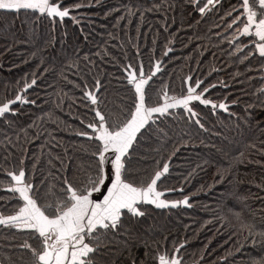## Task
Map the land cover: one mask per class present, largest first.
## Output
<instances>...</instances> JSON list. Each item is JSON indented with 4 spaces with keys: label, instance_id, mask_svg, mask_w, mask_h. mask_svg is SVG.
Here are the masks:
<instances>
[{
    "label": "trees",
    "instance_id": "obj_1",
    "mask_svg": "<svg viewBox=\"0 0 264 264\" xmlns=\"http://www.w3.org/2000/svg\"><path fill=\"white\" fill-rule=\"evenodd\" d=\"M64 2L85 5L71 13L79 22L0 11V100L14 98L18 83L22 87L26 76L30 82L32 73L37 74V84L26 93L36 103L16 105L17 114L0 118V214H12L17 207L16 198L2 186L10 180L3 170L18 168L25 153L30 177L34 158L39 160L37 183L48 176L49 153L63 157L65 150L72 158L70 175L83 178L94 147L75 135L81 127L78 117L87 111L83 85L101 79L104 103L118 107L126 95L122 64L125 57L136 60L138 46L146 68L153 54L163 60L154 88L167 85L170 94L178 93L183 77L191 74L205 87L216 84L210 98H226L231 105L228 112L217 109L215 114L198 105L204 129L179 111L141 138L132 151L130 171L139 179L152 173L157 161L162 168L171 156L160 188L176 189L165 198L189 195L191 207L146 206L144 217L125 221L126 235L109 237L100 258L104 264H132L133 259L135 264H154L158 247L172 252L174 245L184 244V264H264V238L257 235L253 244L244 242L246 231L233 235L238 231L234 213L256 233L264 232V60L241 63L232 54L234 45L214 34L223 32L214 27L220 23L218 13L202 18L188 0H91L92 7H87L89 0ZM222 2L228 8L235 0ZM50 136L59 146L48 142ZM53 163L59 166V161ZM52 173L49 182L62 178L55 169ZM25 240L32 242L26 233L0 226V264H31L30 251L20 247Z\"/></svg>",
    "mask_w": 264,
    "mask_h": 264
},
{
    "label": "snow or ice",
    "instance_id": "obj_2",
    "mask_svg": "<svg viewBox=\"0 0 264 264\" xmlns=\"http://www.w3.org/2000/svg\"><path fill=\"white\" fill-rule=\"evenodd\" d=\"M96 2L98 4L99 0ZM188 4L202 18L211 12L218 13L220 23L214 24V27L222 28L223 32L214 34L217 39L223 36L229 46L234 45L232 54L240 56L241 63L247 64L251 58L264 60V0H235V3H229L228 8H224L222 0H188ZM82 7H85L83 3L65 6L64 0H0V11H30L32 15L38 13L53 21L59 18L61 22L67 17L79 22L71 13ZM87 7H92L91 0ZM220 11L222 15H219ZM129 15H132L131 11ZM121 19L123 17H118V20ZM170 51L166 50L164 56ZM135 57L136 60L125 57L127 63L122 64L126 95L118 107L112 108L104 103L101 79H95L91 86L87 83L83 85L82 96L87 111L85 117H78L81 127L75 130V135L86 138L94 146L92 162L83 178L76 179L70 175L72 158L67 150L63 157L48 155V176L55 169V174L62 177L58 182H49L48 176L36 182L39 167L36 158L30 177L26 153L20 159L18 168L13 166L3 170L10 180L2 186L16 198L17 207L11 215L0 214V226L16 229L31 238L32 242L25 240L20 245L30 251L31 264H104L99 254L107 247L109 237L126 235L128 228L125 221L144 217L146 206L161 209L191 207L189 195H184L182 199H167L165 194L176 189L160 188L159 182L169 173L171 156L163 162L162 168L157 161L152 173L137 179L129 169L132 151L141 143L142 137L151 134L153 125L162 119L182 111L192 125L204 129L198 105L210 108L213 114L217 109L228 112L229 105L226 98H210V90L215 89L216 84L205 87L203 80L197 77L193 81L191 74L183 77L178 93L170 94L167 85L154 88L156 77L162 75L163 60L156 59L153 54L146 69L138 46ZM36 84V73H32L30 82L26 76L22 87L18 83L13 99L0 100V118L17 114L15 106L18 104H35V100L27 99L26 93ZM223 86L227 87L226 84ZM260 91L264 92V89ZM88 115L90 119H87ZM48 142L59 146L55 144V137L50 136ZM54 160L59 161L58 167ZM217 175L220 181L224 180L223 172ZM179 191L183 192V188ZM234 216L238 221V231L233 235L246 231L244 242L251 240L253 244L257 235L264 238V232L256 233L239 213H234ZM226 221L227 217L222 215L221 222ZM183 247L184 244L174 245L172 252L166 246L163 251L158 247L152 257L154 264H184L180 256ZM132 264H135L134 259Z\"/></svg>",
    "mask_w": 264,
    "mask_h": 264
},
{
    "label": "water",
    "instance_id": "obj_3",
    "mask_svg": "<svg viewBox=\"0 0 264 264\" xmlns=\"http://www.w3.org/2000/svg\"><path fill=\"white\" fill-rule=\"evenodd\" d=\"M186 87V86H185ZM29 90V89H28ZM27 90V91H28ZM228 105L230 106L231 104L230 103H228ZM220 110V109H219ZM221 111H223V110H221ZM223 112H225V111H223ZM178 191H179V189H178ZM182 199V198H181ZM183 207H186V206H183Z\"/></svg>",
    "mask_w": 264,
    "mask_h": 264
},
{
    "label": "rangeland",
    "instance_id": "obj_4",
    "mask_svg": "<svg viewBox=\"0 0 264 264\" xmlns=\"http://www.w3.org/2000/svg\"><path fill=\"white\" fill-rule=\"evenodd\" d=\"M13 99V98H12ZM20 104H18V106H19ZM167 199H171V198H169V197H166ZM13 214V213H12ZM8 215H11V214H8Z\"/></svg>",
    "mask_w": 264,
    "mask_h": 264
},
{
    "label": "flooded vegetation",
    "instance_id": "obj_5",
    "mask_svg": "<svg viewBox=\"0 0 264 264\" xmlns=\"http://www.w3.org/2000/svg\"><path fill=\"white\" fill-rule=\"evenodd\" d=\"M145 68H146V67H145ZM147 68H148V67H147ZM147 68H146V69H147Z\"/></svg>",
    "mask_w": 264,
    "mask_h": 264
}]
</instances>
